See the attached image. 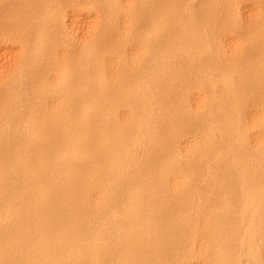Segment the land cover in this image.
I'll return each instance as SVG.
<instances>
[{
    "label": "bare ground",
    "instance_id": "1",
    "mask_svg": "<svg viewBox=\"0 0 264 264\" xmlns=\"http://www.w3.org/2000/svg\"><path fill=\"white\" fill-rule=\"evenodd\" d=\"M0 264H264V0H0Z\"/></svg>",
    "mask_w": 264,
    "mask_h": 264
}]
</instances>
